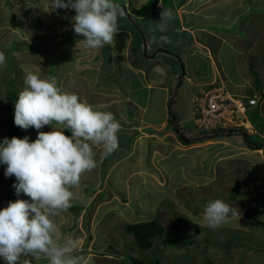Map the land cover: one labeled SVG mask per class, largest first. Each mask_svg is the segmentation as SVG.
<instances>
[{
	"label": "rangeland",
	"instance_id": "obj_1",
	"mask_svg": "<svg viewBox=\"0 0 264 264\" xmlns=\"http://www.w3.org/2000/svg\"><path fill=\"white\" fill-rule=\"evenodd\" d=\"M200 1H203L200 11L211 8L209 12L214 16L209 20L200 18L199 22L214 28L215 34L219 32L232 38L227 42L231 44L221 41L219 45L213 36L208 41L223 57L224 68L231 81L228 88L238 99L247 97L251 90L246 86V77L243 86H235L244 78L245 72L239 67L237 51L241 46L254 52L244 53L242 61L249 62L246 66L250 68V73L254 66L262 88L264 0H207L206 4V0ZM134 11L130 17L125 13L118 18L120 31L116 35L115 45L90 50L82 42L60 44L75 34V10L53 8L52 0H0V51L6 55V62L0 65V138L7 134L12 113L15 112V103L9 96L8 80L12 79L14 88L21 92L25 72L33 71L43 78L54 77L58 86L73 93L74 89L80 92L81 87L86 90L90 85L69 77H88L87 82L91 83L96 76L97 79L102 76L103 82H98L95 87H102L100 89L105 91L104 94L116 95L112 92L118 88L122 92L120 95L129 96L133 102L147 104L151 108L147 114L144 105H140L135 112L134 104L120 101L115 96L106 98L100 95L96 104L94 98L86 100L81 97L96 108L114 113L121 130L118 133L119 147L111 155H105L101 148H94L97 167L82 176L72 206L57 218L61 234L76 241V254L84 256L87 264H133L134 260L144 264H156L157 260L161 264H264V163H258L264 159H259L257 154L250 156L238 147L229 152L223 144L216 146L218 143L215 142H196L200 139L194 134L183 133L191 141L187 144L178 138L173 130L176 127L180 129L182 126L188 134L194 131L192 120L189 124L183 122L191 110V97L195 110L196 95L203 87L184 84L177 91L176 104L171 107L173 111L176 110L178 121L169 122L164 118L165 105L161 102L165 92L159 90L156 83L159 81L161 86L162 82H168L169 98L165 115L168 117L173 75L179 70L171 56L158 55L161 63H156L144 55L143 39L138 31L148 19L141 20ZM158 15L156 13L150 19H156ZM143 29L148 36L147 25ZM127 30L132 38L130 46L123 42L125 37L122 32ZM159 33L155 34L156 41H160L161 36L172 37L167 31ZM179 34L178 39L183 44L191 41V37L185 35L188 33ZM35 44L41 46L35 47ZM25 45L30 48L26 49ZM20 46L23 49L19 50ZM200 53L193 54L196 57L187 71L196 73L198 81H208L213 69L208 59ZM54 64L57 66L51 72ZM117 64L122 72L120 75L112 72ZM129 64L134 71L128 67ZM137 67L143 72L138 70L136 73ZM121 77H124L122 81L119 79ZM66 79L73 91L66 86ZM223 81L226 79L223 78ZM255 93L258 97L262 96L261 90ZM148 96L150 101L162 99L159 101L161 105L147 103ZM181 103L184 105L183 113H180ZM260 112L264 114V110ZM263 114L257 120L263 121ZM251 120L254 122L253 117ZM197 124L202 126V121ZM51 130V126H45L39 131ZM25 136L34 142L38 131L35 128L26 129ZM236 140L244 142L241 138ZM249 161L258 163L259 167L245 168L244 164H249ZM6 167L0 164V210L7 207L9 202L30 200L22 192L16 195L13 187L17 183L16 177L5 176ZM256 168H261V171ZM217 198L240 211L241 219H233L215 229L205 226L203 209L208 201ZM153 220H158L165 227L162 238L165 243L161 239L153 249L142 250L135 243L133 235L127 233L125 226ZM187 242L193 244L187 246ZM22 259H29L30 264H48L44 259ZM0 264H5L3 258H0Z\"/></svg>",
	"mask_w": 264,
	"mask_h": 264
},
{
	"label": "clouds",
	"instance_id": "obj_2",
	"mask_svg": "<svg viewBox=\"0 0 264 264\" xmlns=\"http://www.w3.org/2000/svg\"><path fill=\"white\" fill-rule=\"evenodd\" d=\"M124 6L115 0H52L53 8L75 10L74 32L83 37L84 47L90 50L115 45L120 31L118 18L125 13L129 16ZM171 19L172 11L163 8L158 23L160 32L167 30ZM160 42L168 43L169 39L161 36ZM5 62L6 55L0 51V65ZM184 71L180 83L188 76ZM259 83L261 97L250 92L253 95L249 93L239 99L221 81L198 84L203 89L194 101L196 133L188 134L182 126L181 132L199 136L196 142L210 141L227 148L229 138L238 134L244 140H241L244 151H261L264 157V120H257L264 110V82L262 88ZM214 89H220L225 100L227 95L233 104H242L243 109H234L235 112L227 115L217 113L216 125L206 129L197 124L203 121L200 98ZM14 123L25 130L35 128L38 136L34 142L27 136L23 139L5 137L0 142V164L7 166L5 176L16 177L17 183L13 185L16 195L22 192L30 197V200L9 202L0 210V258L5 264H30L29 259L22 258L44 259L48 264H87L84 256L76 254V241L61 234L57 218L72 206L82 176L97 167L94 148H101L105 155L118 149L119 120L114 113L94 107L78 94L64 91L54 77L43 78L38 72L26 71L24 88L15 101ZM45 126H51L52 130L39 131ZM66 131L71 134H65ZM253 146L258 148L253 149ZM237 218L241 219L240 211L223 199L208 201L203 209V223L212 229Z\"/></svg>",
	"mask_w": 264,
	"mask_h": 264
},
{
	"label": "crops",
	"instance_id": "obj_3",
	"mask_svg": "<svg viewBox=\"0 0 264 264\" xmlns=\"http://www.w3.org/2000/svg\"><path fill=\"white\" fill-rule=\"evenodd\" d=\"M119 1H121L122 4L118 3ZM192 1L193 0H128V1L118 0L116 2L120 5L125 4V6L127 8V12L129 14V17L131 15L130 13L132 12V10H135L134 12H136L138 18H140L141 20L148 19L146 22H144L141 25V27L139 28L140 30L138 32H139V35L143 39V45H142L143 50L142 51H143L144 55H147V58L149 60L156 61V63L160 62V60L157 58L158 55H161V57L171 56L174 58V61L176 63L175 66L177 67V69L179 71L176 70V73L173 75L174 76V83L172 86L173 89L171 90L172 96L175 93L177 94L178 89L182 88L184 86V84H188V86H189V85H195V84L198 85V84H201L204 82V81H198L197 80V77L195 75L196 73L192 74V73H189V71H187L188 66H190V62H193V58L196 57V55L193 56V54H197V52L198 53L201 52L200 54L208 59L209 65L213 69L212 76L206 82L213 83V82L221 81L227 87H228V84L231 83L230 78L228 77V74L226 71L227 69L224 68V63H223L224 61H223L222 55H219V52L216 49L215 45H211L208 41H210L209 38L213 36L217 39V42L219 45H221V41L223 43H226V44H231L230 42L229 43H227V42L231 41L232 38L230 39L227 36H225L219 32H218V34H215V33H213V32H215V31H213L214 28H210L207 25L201 24L199 22L200 18H203L205 20H209V18L211 16H214V15H212L213 13L209 12V10L211 8L200 11L202 4H203V1L202 2L200 0H196L195 2H192ZM210 1H214V0H210ZM208 2H209V0H208ZM208 2L206 0V2H204V3L206 4ZM162 7L166 8V9H170L173 13V19H171L170 21L167 22L168 27H167L166 31H167V33H170L172 35V37L169 38L168 43H161L160 41H156V39H155V37H156L155 34L157 32H158V34H160L158 23L161 21V12L163 11ZM156 13H159V15L156 17V19H153V18L150 19V16H153ZM235 22L236 21H234L232 23V25ZM237 22L239 23V21H237ZM146 25L148 27V29L146 30V32L149 33L148 36L145 35V32L143 33V31H145L143 29V27ZM232 25H230V26H232ZM129 33H130V31H128V30L122 32L123 37H125V40H123V42L127 46H130V43L132 41L131 35ZM179 33H188L185 35L191 37V41L190 42L186 41L185 44H183V42H181L178 39V36H180ZM199 34H200V37L199 36L197 37V35H199ZM81 42H82V40L77 42V44L81 43ZM73 44H76V43H73ZM188 44H190V45L187 46ZM68 45H72V44H68ZM150 51H151V53H150ZM244 53H254V52L250 49L245 50V48H243L241 46L239 47V50L237 51V54L239 55V64H240L239 67H241L245 72L243 73L244 78L240 82L236 83L235 86L236 87L243 86L245 84L244 79L246 77V86L250 88V90H251L250 92L254 93V92H257L260 90L257 86V83L259 82L260 78L257 76V74H255L254 70H252V73H250V68H248L246 66V64H249V62L242 61V57H243ZM126 62H128V61H126ZM241 64H244L245 67H242ZM128 67L134 71V69L130 66V64ZM99 68H101V65H99ZM168 68L172 69V66L168 65ZM183 68L188 72V76L185 79H183L182 83H180V81H181L180 77L182 76ZM246 68L248 69L247 71L245 70ZM251 68H254V66ZM256 68H257V66H256ZM138 70L142 71V69L140 67H137L136 73ZM120 71L121 70L119 69L118 64L112 70L114 75L115 74L120 75V73H122ZM147 71H149V70H147ZM96 77L93 81L91 80V83L87 82L88 77L87 78L83 77V76H80V77L77 76V78H75L74 76L69 77V78H72L75 80L76 79L81 80L82 84L87 83V85L88 84L90 85L89 89H86V90L81 87L80 92L75 91L74 87L72 86L74 89L73 93L78 94L80 97H83V99H86V100H89L88 98H90V100H92L94 98L93 102H95V104H96L97 100H99L100 95H103L106 98H113L112 96H115L116 98H119L120 101H128V102H131L132 104H134L133 107L135 109L134 110L135 112H137L140 109V107H139L140 105H144V110L148 114L149 109L151 107H148L147 104H142L140 102H138V103L133 102L131 97H129V96L125 97V95H120V93H122V92L118 88H116L112 92L116 95H111L109 93L104 94L105 91L103 89H100L102 87H100V86L95 87V85L98 82H103L102 76L98 77V79ZM217 78H220V80ZM223 78L226 79L225 82L222 81ZM67 79L65 81L66 84H67ZM119 79H121V81H122L124 79V77H121ZM119 79H116V80H119ZM113 80H114V78H113ZM162 83L165 85V87H163V84L160 86L159 81L156 84H157V86H158L157 88L159 90H163L165 92V97L163 98V100L162 99H158V100L154 99V100L150 101V97L148 96L147 103L150 102L151 105L160 106L161 104H159V101L161 102V100H162L161 103H164V105H165V107H164V118L169 120V118L171 117L172 114H170L168 117H165V115L167 114V103H168L167 100L169 98V87H168L167 81L162 82ZM66 86H68L69 90L73 91L72 89L69 88L70 85L67 84ZM150 86L151 85H149V87ZM252 87L254 89H257V90L252 89ZM176 88H178L177 91L174 90ZM251 95H253V94L250 93L249 96H251ZM94 96H96V97H94ZM174 98H175L174 102L176 104V96ZM191 100H192L191 110H190L189 114L187 115L186 119H184L183 123L187 122L189 124L191 122V120L194 121V119H195L194 118L195 113L193 110V97H191ZM134 101H135V99H134ZM102 102H103V100H102ZM179 108L180 107H178L177 109H179ZM169 110H171L170 107H169ZM171 111L176 116V113H175L176 110H174V111L171 110ZM183 112H184V105H183V103H181L180 113H183ZM179 122L182 123L181 121H179ZM237 138H241L240 135L239 136H238V134L233 135L231 138H229V140H230L228 143L229 147L226 150H228L229 152H232L234 150V148H236V147L241 148L243 150H246V149H244V147H242V146H244L243 142L236 141ZM231 141H233V143L236 142L235 145H232L233 143ZM224 148H227V147H224ZM246 152L248 154H250V156H252V154H257L259 156V159H261V160L264 159L261 151L257 152V151H248L247 150ZM236 157H233V158L239 159ZM249 162H250L249 164H244L245 168L250 167L253 164L251 161H249ZM241 163H245V162H241ZM258 163L261 165L264 163V161L258 162ZM258 163H254L253 165H256L259 167ZM243 168H244V166H243ZM257 169L260 170L261 168H257Z\"/></svg>",
	"mask_w": 264,
	"mask_h": 264
},
{
	"label": "trees",
	"instance_id": "obj_4",
	"mask_svg": "<svg viewBox=\"0 0 264 264\" xmlns=\"http://www.w3.org/2000/svg\"><path fill=\"white\" fill-rule=\"evenodd\" d=\"M63 24H65V23H63ZM65 25H67V24H65ZM72 36L73 37H69V39L66 38L65 40H62L60 42V44H62V45L73 44V43H77V42L83 40V37L76 34V33ZM75 37H77V38H75ZM39 45L41 46V44H35V47L39 46ZM25 48L27 49L30 47L25 45ZM20 49H23V47L20 46L19 50ZM56 66L57 65L54 64L53 67H51L50 71L53 72L55 70ZM8 85L10 88L9 96L12 99V101L15 103V101L18 99V95L20 92L18 91V89L14 88V81L12 79L8 80ZM14 114H15V112L12 113L11 120L9 122L10 128L8 129L7 134L5 136H3V138H0V142H2L5 137L9 138V139H11L12 137H17V138L23 139L25 137V129H22L21 127L16 126L14 123ZM171 121H172V118L170 117L169 122H171ZM66 133H68V132H66ZM252 148L257 149L258 147L253 146ZM244 181L245 180H243V182ZM237 186H239V182H237ZM240 187H242V186L240 185ZM260 188H262V187L260 186ZM239 194L241 195L242 193H239ZM242 195H246V193H243ZM125 230L130 235H133V237L135 239V243L142 250L153 249L155 243L158 240H161L164 237V233H165V227L158 220H153V221H148V222H139V223H134V224H127L125 226ZM254 230L255 229H253V231ZM162 242L165 243V241L163 239H162ZM192 244H193L192 242L186 243L187 246H191ZM182 245H184V244H182ZM179 246H180V244H179ZM135 263L136 264H144L142 262H138L137 260H134L133 264H135ZM156 264H161V263L157 260Z\"/></svg>",
	"mask_w": 264,
	"mask_h": 264
},
{
	"label": "built area",
	"instance_id": "obj_5",
	"mask_svg": "<svg viewBox=\"0 0 264 264\" xmlns=\"http://www.w3.org/2000/svg\"><path fill=\"white\" fill-rule=\"evenodd\" d=\"M228 100L230 102H228ZM223 102H228V104L224 105ZM232 102V99L227 95L225 100V96L220 89H214L211 92L205 93V95L200 98V107L203 113L202 125L206 129H209L218 122L217 113L219 115H227L229 112L233 113L235 110L243 109L242 104L236 102V104H233Z\"/></svg>",
	"mask_w": 264,
	"mask_h": 264
},
{
	"label": "water",
	"instance_id": "obj_6",
	"mask_svg": "<svg viewBox=\"0 0 264 264\" xmlns=\"http://www.w3.org/2000/svg\"><path fill=\"white\" fill-rule=\"evenodd\" d=\"M124 8H125V6H124ZM183 74H185V71H184V69H183ZM171 107V106H170ZM170 113L172 114V122H175V121H177L176 120V117L175 116H173V113H172V111L170 110ZM174 131H175V133L178 135V137L181 139V141L183 142V143H189L190 142V139L188 138H186V136H184V134L180 131V129L179 128H175L174 129Z\"/></svg>",
	"mask_w": 264,
	"mask_h": 264
},
{
	"label": "bare ground",
	"instance_id": "obj_7",
	"mask_svg": "<svg viewBox=\"0 0 264 264\" xmlns=\"http://www.w3.org/2000/svg\"><path fill=\"white\" fill-rule=\"evenodd\" d=\"M177 89H178V88H176V89H174V90L177 91ZM175 96H176V93L173 94V96H172V100H171V103H170V106H171V107H172V104H175V102H174V101H175V98H174Z\"/></svg>",
	"mask_w": 264,
	"mask_h": 264
}]
</instances>
